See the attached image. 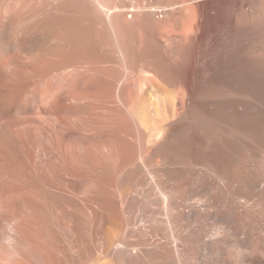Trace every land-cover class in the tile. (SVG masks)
Wrapping results in <instances>:
<instances>
[{"label":"bare ground","instance_id":"bare-ground-1","mask_svg":"<svg viewBox=\"0 0 264 264\" xmlns=\"http://www.w3.org/2000/svg\"><path fill=\"white\" fill-rule=\"evenodd\" d=\"M0 264H264V0H0Z\"/></svg>","mask_w":264,"mask_h":264}]
</instances>
